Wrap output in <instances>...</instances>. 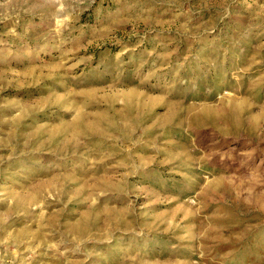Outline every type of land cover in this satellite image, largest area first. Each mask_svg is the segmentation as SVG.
<instances>
[{"label":"rangeland","instance_id":"374dc122","mask_svg":"<svg viewBox=\"0 0 264 264\" xmlns=\"http://www.w3.org/2000/svg\"><path fill=\"white\" fill-rule=\"evenodd\" d=\"M0 264H264V0H0Z\"/></svg>","mask_w":264,"mask_h":264}]
</instances>
